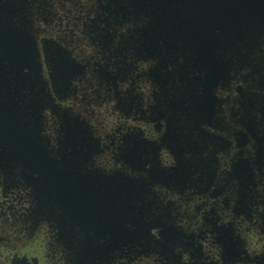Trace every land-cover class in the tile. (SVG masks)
Wrapping results in <instances>:
<instances>
[{
  "label": "flooded vegetation",
  "instance_id": "af4514ba",
  "mask_svg": "<svg viewBox=\"0 0 264 264\" xmlns=\"http://www.w3.org/2000/svg\"><path fill=\"white\" fill-rule=\"evenodd\" d=\"M46 2L58 182L0 170V264H264L263 63L219 39L209 58L189 10Z\"/></svg>",
  "mask_w": 264,
  "mask_h": 264
},
{
  "label": "water",
  "instance_id": "95a60500",
  "mask_svg": "<svg viewBox=\"0 0 264 264\" xmlns=\"http://www.w3.org/2000/svg\"><path fill=\"white\" fill-rule=\"evenodd\" d=\"M98 2L102 13H105L104 10H114L108 11L109 15H120L122 10H189L188 24L191 25L193 40L198 41L200 47L202 45L209 58H213L212 51L217 47L218 39L222 41L220 43L227 44L236 37L238 46L235 47L240 60L249 61L247 64L251 67L261 63L264 65L263 58H253L256 55L264 56V0ZM36 5L43 10L47 8L46 0H0V170L11 173L19 167L23 175L28 170L55 184L58 182L57 173L48 160L47 148L39 135L42 111L51 102V97L43 80V66L32 19V10H39ZM219 26L233 28L226 32ZM246 26L251 27L253 33L245 35L240 31ZM217 31L221 32L219 36ZM231 45L228 47L231 48ZM57 67H61V64L56 63V71ZM223 72H227L226 66ZM51 191L57 192L56 188ZM55 199L56 203L61 204V200L57 202Z\"/></svg>",
  "mask_w": 264,
  "mask_h": 264
},
{
  "label": "rangeland",
  "instance_id": "374dc122",
  "mask_svg": "<svg viewBox=\"0 0 264 264\" xmlns=\"http://www.w3.org/2000/svg\"><path fill=\"white\" fill-rule=\"evenodd\" d=\"M75 1V0H74ZM78 1V0H77ZM80 1H83V0H80ZM220 27V26H219ZM232 28H233V26H228V27H226V28H223V27H220L219 29H223L224 31L226 30V32H229V31H231L232 30ZM240 31H243L244 33H245V35H248V33H253V31L251 30V27H248V26H246V27H244L243 29H241ZM238 32V31H237ZM233 34H234V32H232ZM235 33H236V31H235ZM231 38V37H230ZM229 38V39H230ZM224 40V39H223ZM231 40V41H230ZM229 41V43H234L236 46H238L237 44H236V37H233V39H230ZM229 43H227V44H229ZM225 45V44H224ZM263 54H264V52H263ZM262 54V55H263Z\"/></svg>",
  "mask_w": 264,
  "mask_h": 264
}]
</instances>
